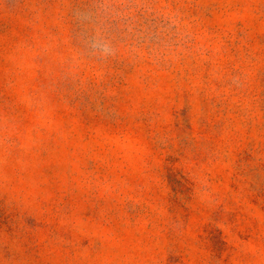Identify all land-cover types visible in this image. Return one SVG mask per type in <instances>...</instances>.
<instances>
[{"label": "rangeland", "instance_id": "1", "mask_svg": "<svg viewBox=\"0 0 264 264\" xmlns=\"http://www.w3.org/2000/svg\"><path fill=\"white\" fill-rule=\"evenodd\" d=\"M0 264H264V0H0Z\"/></svg>", "mask_w": 264, "mask_h": 264}]
</instances>
